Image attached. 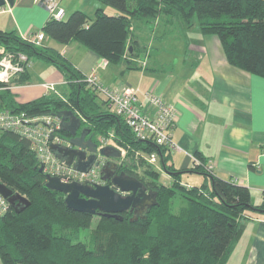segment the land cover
Returning a JSON list of instances; mask_svg holds the SVG:
<instances>
[{
    "label": "trees",
    "instance_id": "16d2710c",
    "mask_svg": "<svg viewBox=\"0 0 264 264\" xmlns=\"http://www.w3.org/2000/svg\"><path fill=\"white\" fill-rule=\"evenodd\" d=\"M99 1L102 5L93 15L77 9L62 19L49 17L41 30L60 44L85 45L108 64L139 69V58L148 50L146 26L155 30L161 22L164 35H184L198 26L203 34L220 39L231 64L264 76V0ZM106 6L117 14L107 13ZM46 39L36 46L16 30H0L1 45L51 61L65 80L62 92L27 102L17 101L11 87L28 82L30 70L0 81V109L62 118L72 111L81 118V129L90 130L88 137L97 142L99 135H111L124 148L108 160L116 162V172L136 176L155 192L158 204L143 214L125 211L122 219L75 211L64 192L47 186L32 141L0 128V180L29 201L21 203L19 211L9 203L0 214L3 264H227L249 218L264 214V199L255 204L249 187L207 171L202 155L193 170L209 175L211 184L184 183L182 173L189 170L168 164L171 153L164 146L138 138L106 100H98L87 73L45 45ZM59 133L69 136L62 128ZM155 152L160 164L148 160ZM163 171L171 174L170 181L164 180ZM85 229H91L88 241L81 239Z\"/></svg>",
    "mask_w": 264,
    "mask_h": 264
},
{
    "label": "crops",
    "instance_id": "0c3cea01",
    "mask_svg": "<svg viewBox=\"0 0 264 264\" xmlns=\"http://www.w3.org/2000/svg\"><path fill=\"white\" fill-rule=\"evenodd\" d=\"M56 1L64 7V17L77 9L93 15L102 5L99 0ZM105 11L117 14L108 6ZM49 17L48 9L37 0H15L13 5H0V30H16L26 37L41 30ZM195 28L184 35H164L162 29L157 36L161 45L146 41L148 50L139 63L147 64L139 69L108 64L77 41L60 44L47 38L45 45L55 48L84 74L99 68L103 79L110 71L120 81L119 87L135 86L142 97L148 90L163 96L177 109L173 133L180 150L171 152L168 164L189 170L182 173V180L186 174L192 179L189 185L211 184L209 175L193 170L195 158L202 155L214 174L249 187L252 202L260 203L264 199V76L231 64L220 39ZM179 39L185 43L176 45ZM42 59L41 77L35 68L37 58H33L29 81L11 87L17 101L27 102L51 92V83L56 89L64 84L59 69ZM162 177L172 179L166 171ZM227 264H264V214L249 218Z\"/></svg>",
    "mask_w": 264,
    "mask_h": 264
},
{
    "label": "built area",
    "instance_id": "2783aa9c",
    "mask_svg": "<svg viewBox=\"0 0 264 264\" xmlns=\"http://www.w3.org/2000/svg\"><path fill=\"white\" fill-rule=\"evenodd\" d=\"M49 11L50 17L62 19L65 15L64 7H61L56 0H37ZM28 38L34 45L43 46L47 38L43 30L32 33ZM145 64V62H143ZM33 66V59L25 52L12 51L0 44V81L8 82L17 74L30 70ZM86 80L93 91L108 102L110 108L118 115L122 116L135 135L140 139H148L164 146L168 151L180 150L179 144L174 139V127L177 120V109L175 105L169 103L163 96L153 90H148L143 94L132 85L106 86L100 79L96 69L87 73ZM52 86V87H51ZM54 88V85H49ZM145 98V100H143ZM152 107V110H151ZM0 128L11 129L29 138L39 157L44 164V172L51 175H58L63 181H78L79 183L95 186L104 184V167L107 156L99 153L88 171H80L75 166L67 164L66 160L57 156L50 145L69 144L68 139H64L59 133L61 128V117L56 114L27 115L25 112L14 113L0 109ZM112 138V136H111ZM104 139L98 136V149L106 146H114V140ZM148 160L156 163L158 154L151 153ZM200 159L194 161L195 166L201 164ZM207 166V164H206ZM211 171L212 165L207 166ZM8 199L0 192V214L4 213L9 206Z\"/></svg>",
    "mask_w": 264,
    "mask_h": 264
},
{
    "label": "water",
    "instance_id": "95a60500",
    "mask_svg": "<svg viewBox=\"0 0 264 264\" xmlns=\"http://www.w3.org/2000/svg\"><path fill=\"white\" fill-rule=\"evenodd\" d=\"M7 3L13 5L15 0H0V5ZM61 128L68 132L69 144L52 143L50 148L57 156L66 160L67 164L75 166L80 171H88L98 151L107 157H118L122 154L121 150L114 146L98 149L97 142L92 137L87 138L90 130L81 129L79 131L81 118L72 111L65 113L64 118L61 117ZM39 170L44 172L43 163ZM116 171V162L109 159L104 167L103 176L104 179L110 180L108 183L91 186L78 181L66 182L58 175L47 174V186L64 192L68 207L75 211L91 214L102 213L120 217V219L123 218L121 214L125 211L143 214L148 207L158 204L156 193L148 190L140 179L125 171L119 173ZM0 192L16 206L18 211L21 203L29 204L26 197L14 192L1 180Z\"/></svg>",
    "mask_w": 264,
    "mask_h": 264
},
{
    "label": "rangeland",
    "instance_id": "374dc122",
    "mask_svg": "<svg viewBox=\"0 0 264 264\" xmlns=\"http://www.w3.org/2000/svg\"><path fill=\"white\" fill-rule=\"evenodd\" d=\"M59 4V3H58ZM158 27L157 26H155V30H149V26H146V31H145V34L146 35H148V41H149V43H151V40L153 41V45H161L162 43H161V41L157 38V36L158 35H160L162 32V29H163V25L164 24H162L161 22H159L158 24ZM196 31L197 30H199V27L198 26H196ZM194 29V30H195ZM151 31V32H150ZM176 42H178V43H176V45H182V44H184L185 43V40H183V39H181V41H180V39L179 40H176ZM148 43V44H149ZM164 43H167V42H164ZM85 48H87L85 45H83ZM87 49H89V48H87ZM90 50V49H89ZM105 59V58H104ZM43 59L42 58H37V60H36V62H37V64H35V68H36V71H37V73H38V77H41V68H40V61H42ZM145 62V64H147L146 63V61H144ZM34 63V62H33ZM145 64H143L142 63V65L143 66H145ZM32 68H33V66H32ZM32 68H30V70L32 69ZM97 70V69H96ZM97 72H98V75H99V77H100V79L102 80V82L106 85V86H119V84H120V81H118L117 80V78L115 79L114 78V76H112L111 75V73H110V71H108L105 75H103V79H102V77H101V74H102V70L100 69L99 70V68H98V70H97ZM64 84H65V82H64ZM64 84L63 85H60V86H58V89H56V87H55V85L53 84V83H51V85H54V88H49L50 90H51V92H55V93H59V92H62L63 91V86H64ZM52 87V86H51ZM102 94L100 93V95H98V100H100V101H102L103 100V98H102ZM110 109V108H109ZM112 110V109H111ZM84 128V127H83ZM63 136V138L64 139H69V136L68 135H66V134H63L62 135ZM101 136H103L104 137V139H108V138H111V135L109 136V135H106V134H104V135H101ZM110 140V142L112 141V138L111 139H109ZM114 142V144H116L118 147H121L120 145H118V143H117V141L116 140H114L113 141ZM121 148H123V147H121ZM124 149V148H123ZM123 154H125V151L123 150ZM158 159H159V157H158ZM119 161V160H118ZM159 163V160H157V164ZM186 174H184L183 175V179H184V182L185 183H189V182H191L192 183V179H190L188 176H185ZM164 178V180H165V177H163ZM178 200H179V196H177L175 199H174V202H178ZM254 203L255 202H257L255 199H254V201H253ZM96 221H97V218H94V220H93V226L95 225V223H96ZM90 232H91V229H85V230H83L82 231V236H81V239L82 240H84V241H88L89 240V238H90Z\"/></svg>",
    "mask_w": 264,
    "mask_h": 264
},
{
    "label": "flooded vegetation",
    "instance_id": "af4514ba",
    "mask_svg": "<svg viewBox=\"0 0 264 264\" xmlns=\"http://www.w3.org/2000/svg\"><path fill=\"white\" fill-rule=\"evenodd\" d=\"M79 131H81V128L79 129ZM87 138H88V136H87ZM107 161H108V159H107ZM108 180V179H107ZM109 182H110V180H108Z\"/></svg>",
    "mask_w": 264,
    "mask_h": 264
}]
</instances>
